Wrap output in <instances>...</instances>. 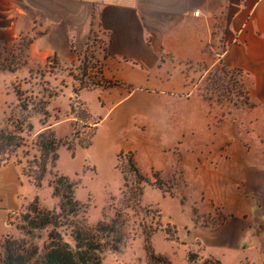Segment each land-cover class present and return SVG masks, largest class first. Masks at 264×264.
<instances>
[{"label":"crops","instance_id":"0c3cea01","mask_svg":"<svg viewBox=\"0 0 264 264\" xmlns=\"http://www.w3.org/2000/svg\"><path fill=\"white\" fill-rule=\"evenodd\" d=\"M7 3L40 4L50 21L28 45L26 66L51 57L73 63L84 54L91 28L101 38L94 58L102 84L78 93L93 127L90 143L75 139L73 154L59 146L54 173L66 175L59 166L65 149L70 159L81 155V171L107 167L121 176L117 155L130 151L142 174L159 171L176 183L173 195L145 189L141 202L163 211L170 203L180 213L187 207L189 239L206 258L264 264V0H0V33L10 24ZM197 66L204 74L192 79L188 69ZM222 66L241 74L247 104L200 92L204 75ZM85 92L96 96V111ZM34 128L70 141L74 124L71 117L52 116ZM50 176L37 186L20 164L0 166V239L11 231L12 210L35 199L44 208L57 205ZM45 193L54 198L50 205ZM164 213L174 224L173 213ZM207 216L217 223L201 224Z\"/></svg>","mask_w":264,"mask_h":264},{"label":"rangeland","instance_id":"374dc122","mask_svg":"<svg viewBox=\"0 0 264 264\" xmlns=\"http://www.w3.org/2000/svg\"><path fill=\"white\" fill-rule=\"evenodd\" d=\"M37 5L36 3L4 4L11 19L8 28L4 33H0V130H7L21 138V145L12 152L9 161L25 168L27 161H32L34 155H40V147L36 143L39 145L44 140L37 139V135L44 130L37 133L34 126L48 123L52 116L55 119L65 116L72 118L73 137L68 141L72 147L76 143L75 139L80 145L89 143L93 127L87 107L78 97V93L81 89H91L99 82V64L94 56L95 46L100 44L101 38L94 28L90 30V40L86 44L84 54L75 62L60 64L51 57L49 60L52 59L57 63L55 67L48 63L26 66L25 56L28 45L50 24L46 19V13L38 7L40 4ZM78 22L73 21L72 26L77 27ZM188 71L189 75L192 74V79L204 74L200 66L191 67ZM193 73L196 74L195 77ZM197 86L201 93L221 103L226 100L236 104L243 102L244 85L242 76L237 71L230 70L224 73L217 68L207 72ZM66 87L69 91L65 89ZM84 96L87 106L96 111L97 98L94 93L85 92ZM28 123L33 126L31 131L26 130ZM66 132L67 123L60 127L61 134ZM134 146L140 156L145 155V147L136 144ZM129 157L127 153L117 159L116 166L121 176L107 167L94 174L92 167L87 166L84 171L80 170L81 155L76 159H70L65 149L62 150L60 170L65 172L64 174L75 184L73 189L75 198L87 206L85 212L81 214L86 223L94 226L98 221L107 222L112 219L115 210L123 213L126 222L123 240L117 249L110 247L103 249L100 264H146V240L154 253L164 256L172 264H188L189 252L197 254L199 257L197 262H201L207 256L202 252L197 240L189 239L186 228L190 224L188 208L180 213L170 203L163 205L165 212L173 213L171 216L173 224L158 205L143 204L141 197L137 195L142 187L143 191L159 189L163 195H169V192L173 195L175 180L162 179L161 188L154 184H145L136 178L129 166ZM48 161L49 158L47 163ZM47 166L51 174L50 181L57 180L63 175L54 173L50 164ZM145 176L150 177L152 183L157 182L151 177V173ZM57 186L61 194L66 193L64 185ZM55 197L57 205L53 208H44L38 201H32L16 209V214L11 215L10 212L8 223L11 225V231L0 239V264H3L7 252L5 249L7 239L14 241L15 248L18 246L20 250L24 248L28 252L30 249L36 252L30 263L39 264L44 245L49 241L48 235L53 232L54 227L51 224L37 226L35 222L41 216L40 211L58 210L60 197ZM146 199L153 200L154 193L148 192ZM52 200L54 198L50 194H44V204L50 205ZM38 210L40 211L37 212ZM217 221L207 216L202 218L200 223L213 225ZM57 230L63 234L65 240L72 242L65 226L58 227Z\"/></svg>","mask_w":264,"mask_h":264},{"label":"trees","instance_id":"16d2710c","mask_svg":"<svg viewBox=\"0 0 264 264\" xmlns=\"http://www.w3.org/2000/svg\"><path fill=\"white\" fill-rule=\"evenodd\" d=\"M218 68L224 73L230 71L223 66ZM233 71L239 72L238 70ZM98 72L100 73V71ZM101 84L102 80L99 77V82L94 86ZM243 93L244 97L242 103L247 104V92L245 87ZM203 95L209 99L211 98L206 94ZM19 96L20 95H18V97ZM46 114L45 112V115ZM32 129L33 126L28 123L26 130L31 131ZM39 138L44 139L41 144L38 145L36 143V145L40 147V155H34L32 161H27V168L22 167L23 174L31 177L37 186L41 185L44 176L49 171L47 165L50 164L52 167H55L58 158L57 149L59 146L65 145L71 151V154H73L74 148L67 140H58L51 129H45L42 133H39L37 139ZM20 141L21 138L19 136L13 135L7 130H0V166L10 162L9 156L21 145ZM89 143L82 146L86 147ZM127 153L130 155L128 159L129 166L133 170L136 178L145 184H154L161 188V184L163 183L161 181L160 172H151V177L155 178L157 181L156 183H152L150 177L143 175L134 165L132 153L130 151L120 152L117 155V159ZM48 158L49 163H47ZM58 184L65 186L66 193H60L57 186ZM49 186L53 188V196H59L60 200L58 210L37 211L41 213L40 218L35 222L37 226L51 224L54 227L53 232L48 235L49 241L44 245V252L40 256L39 264H100L103 249L106 247L117 249L123 240V231L126 222L123 218L122 211L115 210L114 217L109 221L106 222L101 220L94 226H89L85 218L81 215L85 212L87 206L75 198L73 190L75 184L69 177L60 175L57 180L49 181ZM142 194L143 187L137 192L138 197H141ZM168 194L172 195L170 192ZM34 201H37V199ZM35 209L37 210V208ZM32 223L34 222L32 221ZM61 226H65L68 229V235L72 242L65 240L63 234L57 230V228ZM146 242V264H172L164 256L154 253L147 240ZM13 243L14 241H10L9 239H7L5 243L7 252L3 258V264H31L30 261L33 259L36 252L31 249L28 252L27 249L24 248L20 250L18 246L15 248ZM198 258L197 254L189 252L187 256L188 264H219V261L215 258H205L201 262H197V260H199Z\"/></svg>","mask_w":264,"mask_h":264},{"label":"built area","instance_id":"2783aa9c","mask_svg":"<svg viewBox=\"0 0 264 264\" xmlns=\"http://www.w3.org/2000/svg\"><path fill=\"white\" fill-rule=\"evenodd\" d=\"M195 13H197V12H195ZM47 63H48L49 65L54 66V67L57 65V63H55L52 59H51V60H48ZM16 212H17V210H12V211H11V215L16 214Z\"/></svg>","mask_w":264,"mask_h":264}]
</instances>
